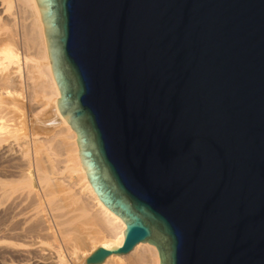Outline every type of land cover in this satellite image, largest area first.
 Returning a JSON list of instances; mask_svg holds the SVG:
<instances>
[{
  "label": "water",
  "instance_id": "water-1",
  "mask_svg": "<svg viewBox=\"0 0 264 264\" xmlns=\"http://www.w3.org/2000/svg\"><path fill=\"white\" fill-rule=\"evenodd\" d=\"M82 166L161 264H264V0H37Z\"/></svg>",
  "mask_w": 264,
  "mask_h": 264
},
{
  "label": "bare ground",
  "instance_id": "bare-ground-1",
  "mask_svg": "<svg viewBox=\"0 0 264 264\" xmlns=\"http://www.w3.org/2000/svg\"><path fill=\"white\" fill-rule=\"evenodd\" d=\"M59 99L37 0H0V202H10L15 213L19 209L16 218L14 211L11 214L17 227L5 231L18 241L10 243L11 255L23 258L9 260L11 264H26L32 251L40 258L37 264H76L81 259L86 264L99 247L119 248L125 241L126 224L92 188L77 134L59 112ZM34 174L46 205L49 198L56 202L61 193L67 198L72 194L74 205L65 207L67 199L63 202L66 197L60 195L64 210L54 215L50 211V221L40 208ZM46 237L58 243L55 253L40 240ZM103 264H161V257L155 245L142 242L128 254L111 255Z\"/></svg>",
  "mask_w": 264,
  "mask_h": 264
},
{
  "label": "rangeland",
  "instance_id": "rangeland-1",
  "mask_svg": "<svg viewBox=\"0 0 264 264\" xmlns=\"http://www.w3.org/2000/svg\"><path fill=\"white\" fill-rule=\"evenodd\" d=\"M34 175H35V174H34ZM13 178H14V179L17 178V179H15V180H21L19 177H13ZM13 178H10V179H13ZM18 178H19V179H18ZM14 179H13V180H14ZM37 180H38V179H36V175H35V176H34V180H33L34 190H35L37 193H38V192L40 193V195H41V201H40L41 203H40V204H42V205H40V208H41L42 211L45 212V215H46V216L48 215V217L50 218V219H49V218H48V219H49L50 221L52 220L54 214H58V213L60 214V211H63V210H64L63 208H61V205L63 204V202H66V199H67V203H64V204H63V205H65V207H68L69 205H70V206L74 205L73 200H71V199H72V198H71L72 194H70V195H71V196H70V195H68L67 193H66L67 196H70V198L68 197V198L70 199V201H68L69 199L66 197V195H65V196H62V195H61L62 193H61V194H58V196H57L58 198L55 197V198L57 199V200L55 199L56 202H52V199H54V198H49V199H51V202H52L53 204H51V202H49L50 200L47 199V197L45 196L46 199L49 200V201H48L49 205H48V204L46 205L47 201H46V200H43V199H45V198H44L43 195H42V193H44V191H43V192H40V191H42L43 189L41 190L42 186H41L40 182L38 183ZM37 184H38L39 186H38ZM40 186H41V187H40ZM39 187H40V188H39ZM44 195H45V193H44ZM60 195H61L62 199H63L64 197H66V198H64L65 201H63L64 199L61 200V198L59 197ZM63 195H64V194H63ZM42 198H43V199H42ZM59 198H60V199H59ZM58 200L63 201L62 204L60 203L61 201L58 202ZM72 202H73V203H72ZM7 203H9V205H8ZM7 203H5V204L3 205V204H1V202H0L1 206L3 205L4 208H5V209L3 208V209H4V210H3V209H2L3 206H2V207L0 206V207H1V210H0V211H1V212H0V264H8V263L11 264V262H12L13 260H14L15 262H17L18 260L21 261V258H22V257H21V258H20V257H15V258H14V257L11 255V254H12V250H11L10 243L12 244V243H15V242H18V241H16L17 238H16L15 235H14L15 237H14V236H11V235H13L12 232H9L10 234L12 233L11 235H9V233L6 232V231H10L9 229H11L12 227H17V226H15V225H16L15 223H17V219H15V218H16L15 216H16V214L18 213V210H19V209L17 210V209H16L17 207H15V209L17 210V211H16L17 213H15V211H14V209H13L14 207L12 208L13 210L11 209L10 202H7ZM70 203H71L72 205H71ZM6 204L10 207L9 209H11V210L7 209L8 206H6ZM54 204H55V205H54ZM68 204H69V205H68ZM50 205H53V206L50 207ZM5 206H6V207H5ZM56 206H57V207H56ZM59 206H60V207H59ZM49 207H50V208H49ZM52 207H53V208H52ZM63 207H64V206H63ZM56 208H57L58 210H57ZM53 210H54V212H53ZM9 211H10L11 213H10ZM12 211H14V213H15V215H14V217H15L14 220H15L16 222L12 220V219H13V217H12V215H13V214H12ZM50 211H52V214H53V215L50 214V213H51ZM8 212H9L10 214H9ZM11 214H12V215H11ZM51 215H52V217H50ZM9 217L11 218L12 221L10 220ZM8 218H9V219H8ZM13 222H14V224H12ZM8 223H11L10 226H9ZM7 225H8V227H7ZM13 225H14V226H13ZM5 229H6V231H5ZM7 233H8V234H7ZM15 238H16V240H15ZM18 239H19V238H18ZM48 239H49V241H48ZM48 239H47V237H46L45 239L43 238V239H40V240H44V242L42 241V242H43V245H46L45 243H48V244H49V249H51V248L53 247V248H52L53 250H52V249H51V250H52V252L54 251V253H55V252L57 251V248H58V243H57L54 239H52V238H48ZM12 240H13V241H12ZM45 240H46V241H45ZM47 241H48V242H47ZM50 241H52L54 244H51V245H50V243H51ZM3 244H5V245H3ZM48 244H47V246H44V247H45V248H48ZM7 245H8V248H10V249H8V248L6 247ZM90 246H91V245H90ZM90 246H88L89 248H87L88 251H89V249H90ZM50 247H51V248H50ZM5 248H6V249H5ZM7 249H8V250H7ZM91 249H93L92 246H91ZM91 249H90V250H91ZM7 251H8V253H7ZM34 254H35L34 251H32V252L29 254V255H31V256H27V258H25V259H26V262H27V263L25 262L26 264H37L36 262H38V261L40 260V258L38 259V258L36 257L37 254H35V255H34ZM5 255H6V256H5ZM4 256H5V257H4ZM10 257H11V258H10ZM30 257H31V258H30ZM16 258H17L18 260H17ZM15 259H16V260H15ZM22 259H23V258H22ZM25 259H24V261H25ZM5 260H6V261H5ZM9 260H10L11 262H10ZM24 261H23V262H24ZM29 261H30V262H29ZM81 261H82V259H81ZM81 261L77 262L76 264H81Z\"/></svg>",
  "mask_w": 264,
  "mask_h": 264
}]
</instances>
